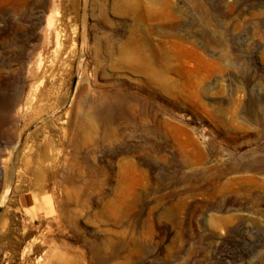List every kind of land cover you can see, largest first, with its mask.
<instances>
[{
  "label": "rangeland",
  "instance_id": "1",
  "mask_svg": "<svg viewBox=\"0 0 264 264\" xmlns=\"http://www.w3.org/2000/svg\"><path fill=\"white\" fill-rule=\"evenodd\" d=\"M0 264H264V0H0Z\"/></svg>",
  "mask_w": 264,
  "mask_h": 264
},
{
  "label": "bare ground",
  "instance_id": "2",
  "mask_svg": "<svg viewBox=\"0 0 264 264\" xmlns=\"http://www.w3.org/2000/svg\"><path fill=\"white\" fill-rule=\"evenodd\" d=\"M112 102V101H111ZM98 113V112H97ZM96 114V113H95ZM97 115V114H96ZM96 115H90V116H88V117H86L84 120H82V121H79L78 122V124L76 125V130L77 131H85V129L87 128V127H89V128H93V126H95V124H94V122L96 121V119H97V116ZM89 140V137H88V135H86L85 137H84V142H87Z\"/></svg>",
  "mask_w": 264,
  "mask_h": 264
}]
</instances>
